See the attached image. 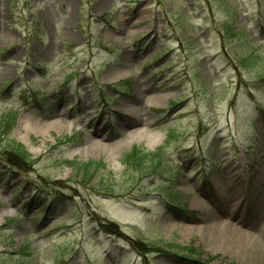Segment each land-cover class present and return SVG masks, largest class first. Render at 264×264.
I'll use <instances>...</instances> for the list:
<instances>
[{
	"label": "rangeland",
	"instance_id": "1",
	"mask_svg": "<svg viewBox=\"0 0 264 264\" xmlns=\"http://www.w3.org/2000/svg\"><path fill=\"white\" fill-rule=\"evenodd\" d=\"M10 139L0 264H264V0H0Z\"/></svg>",
	"mask_w": 264,
	"mask_h": 264
},
{
	"label": "trees",
	"instance_id": "2",
	"mask_svg": "<svg viewBox=\"0 0 264 264\" xmlns=\"http://www.w3.org/2000/svg\"><path fill=\"white\" fill-rule=\"evenodd\" d=\"M16 119L15 115H12L8 120L7 123L14 124ZM1 144V143H0ZM156 153H147L144 150L140 149L139 147H134L126 156H125V164L127 168H138V169H145V163L150 160L154 161ZM159 155V154H158ZM0 158L2 159V165H6L10 168V170H15L16 172L20 173H27L31 170L34 161L31 160L30 154L27 153L25 148L21 145L16 143L13 140H9L7 142V146L5 149L0 147ZM0 159V161H1ZM153 163V162H152ZM85 169L83 172L84 179H89L92 175V172L89 174L90 167L88 164L84 165ZM81 169V168H80ZM147 169V168H146ZM19 188L17 187V191ZM186 249V248H185ZM163 251V250H161Z\"/></svg>",
	"mask_w": 264,
	"mask_h": 264
},
{
	"label": "bare ground",
	"instance_id": "3",
	"mask_svg": "<svg viewBox=\"0 0 264 264\" xmlns=\"http://www.w3.org/2000/svg\"><path fill=\"white\" fill-rule=\"evenodd\" d=\"M150 138L152 140H150L152 143L155 144L157 142V140L153 137ZM223 205H225V203ZM235 210L237 209L230 208L229 210L228 208V213L226 211L225 214H228V217H231L233 214L232 212H234ZM215 212H218L219 214H217L215 218H213L212 222H209L204 225L203 228H200V231L203 229V233H206L207 236H210L215 240H222L226 244H229L228 246L239 247L240 245H242L247 235L246 232L240 230L237 227L239 226L237 225L239 223L237 221L226 222L224 219H222L225 214H223V212L221 213V211H219V208ZM188 230L191 231L192 228L188 227Z\"/></svg>",
	"mask_w": 264,
	"mask_h": 264
}]
</instances>
